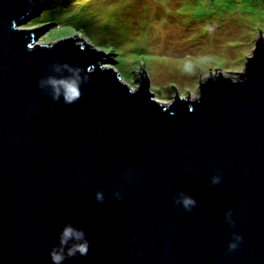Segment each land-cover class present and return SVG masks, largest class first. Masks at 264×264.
I'll return each instance as SVG.
<instances>
[{"label":"water","instance_id":"obj_1","mask_svg":"<svg viewBox=\"0 0 264 264\" xmlns=\"http://www.w3.org/2000/svg\"><path fill=\"white\" fill-rule=\"evenodd\" d=\"M43 2L0 0V264H52L65 221L89 241L65 264H264V37L238 78L212 73L197 99L164 104L82 38L37 43L44 29L21 25ZM54 63L88 78L70 105L38 87L61 75ZM233 231L244 241L230 253Z\"/></svg>","mask_w":264,"mask_h":264},{"label":"rangeland","instance_id":"obj_2","mask_svg":"<svg viewBox=\"0 0 264 264\" xmlns=\"http://www.w3.org/2000/svg\"><path fill=\"white\" fill-rule=\"evenodd\" d=\"M39 1L21 25L44 29L37 43L82 38L110 55L104 66L131 88L143 74L164 104L176 94L197 99L212 73L238 78L264 37V0Z\"/></svg>","mask_w":264,"mask_h":264},{"label":"clouds","instance_id":"obj_3","mask_svg":"<svg viewBox=\"0 0 264 264\" xmlns=\"http://www.w3.org/2000/svg\"><path fill=\"white\" fill-rule=\"evenodd\" d=\"M68 75H63L64 72ZM51 72L61 74L59 76L49 74L38 80V87L51 95L55 103L70 105L76 102L81 95L82 85L87 82V77H82L78 68L67 64L54 63L51 65ZM222 181L221 174H214L210 177L212 187L217 186ZM98 202L105 200L103 190H96L94 193ZM112 196L117 199H123L121 191H114ZM173 203L181 206L186 212H191L197 205V200L191 194L178 190L173 195ZM225 223L235 227L236 221L233 219V210L228 208L224 214ZM244 241L241 233L233 231L231 239L228 242V251L234 252ZM89 251V241L86 231L77 227L70 221H65L57 230L56 243L50 248L49 256L52 264H65V262L76 256L87 255Z\"/></svg>","mask_w":264,"mask_h":264},{"label":"bare ground","instance_id":"obj_4","mask_svg":"<svg viewBox=\"0 0 264 264\" xmlns=\"http://www.w3.org/2000/svg\"><path fill=\"white\" fill-rule=\"evenodd\" d=\"M36 6H38V4Z\"/></svg>","mask_w":264,"mask_h":264},{"label":"snow or ice","instance_id":"obj_5","mask_svg":"<svg viewBox=\"0 0 264 264\" xmlns=\"http://www.w3.org/2000/svg\"><path fill=\"white\" fill-rule=\"evenodd\" d=\"M68 34H70V33H68Z\"/></svg>","mask_w":264,"mask_h":264}]
</instances>
